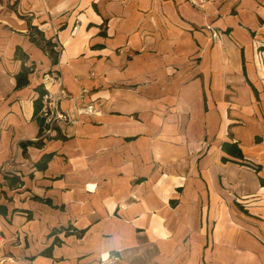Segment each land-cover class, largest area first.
<instances>
[{"label": "crops", "instance_id": "obj_1", "mask_svg": "<svg viewBox=\"0 0 264 264\" xmlns=\"http://www.w3.org/2000/svg\"><path fill=\"white\" fill-rule=\"evenodd\" d=\"M30 27L61 45L55 62ZM52 70L100 114L40 138ZM108 254L264 264V0H0L1 264Z\"/></svg>", "mask_w": 264, "mask_h": 264}, {"label": "built area", "instance_id": "obj_2", "mask_svg": "<svg viewBox=\"0 0 264 264\" xmlns=\"http://www.w3.org/2000/svg\"><path fill=\"white\" fill-rule=\"evenodd\" d=\"M193 7L200 8L206 0H187ZM79 28L78 21L72 27L70 36H75ZM210 39L216 41L220 39V31L216 28L209 27ZM54 48L59 51L61 45L55 41ZM48 83L56 85V89L45 91L41 98L39 116L42 119V131L40 138L52 135L58 124L78 125L81 117H93L100 114V111L94 107L91 101L86 100L89 89L80 85L76 94L69 93L63 86L59 71L52 70L46 77ZM63 101H68L67 107H61ZM118 259V255H106L101 257L98 264H109L111 261ZM4 258L0 257V264Z\"/></svg>", "mask_w": 264, "mask_h": 264}, {"label": "trees", "instance_id": "obj_3", "mask_svg": "<svg viewBox=\"0 0 264 264\" xmlns=\"http://www.w3.org/2000/svg\"><path fill=\"white\" fill-rule=\"evenodd\" d=\"M34 27H30V30H28V35L30 36L31 40L35 42L36 44L42 46V48L48 50L49 54L52 56L53 61L55 62L58 56L59 51L53 50V47L55 46V42L51 39H45L41 36L39 31H37ZM30 68L22 67L20 71L15 75L16 79V87H21L27 84L28 79L27 75L30 72ZM44 92L39 91V96L34 100V116L39 117L40 122V128H39V134H41L42 131V119L39 116V109L41 105V98L43 96ZM222 149L227 152L228 154L234 156L237 158L238 162H242V164H247L246 160L243 157V154L239 147L237 146L236 142H223L222 143ZM48 156H43L40 161H38L35 166L38 168H43L44 164L48 160ZM225 160V158H224ZM253 166V165H251ZM255 170L258 169V166H253ZM73 230V229H72Z\"/></svg>", "mask_w": 264, "mask_h": 264}, {"label": "rangeland", "instance_id": "obj_4", "mask_svg": "<svg viewBox=\"0 0 264 264\" xmlns=\"http://www.w3.org/2000/svg\"><path fill=\"white\" fill-rule=\"evenodd\" d=\"M218 30V29H217Z\"/></svg>", "mask_w": 264, "mask_h": 264}]
</instances>
